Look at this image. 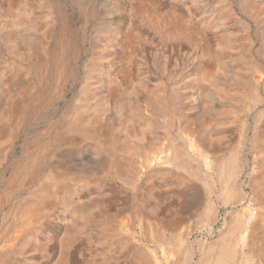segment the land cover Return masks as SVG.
Returning a JSON list of instances; mask_svg holds the SVG:
<instances>
[{"label": "rangeland", "instance_id": "obj_1", "mask_svg": "<svg viewBox=\"0 0 264 264\" xmlns=\"http://www.w3.org/2000/svg\"><path fill=\"white\" fill-rule=\"evenodd\" d=\"M241 5L242 0H0V22L13 19L19 10H27L41 17L44 29L53 27L52 52L49 55L63 56L68 70L67 75L59 79L55 70L58 64L52 63L45 74L35 76L33 81L39 95L28 107V120L23 123L16 138L8 134L0 137V264H130L131 260L138 264H213L202 249H197L192 259L181 261V254L173 241L178 240L180 233L184 237L190 232L192 241L200 239L210 243L218 240L237 217L242 226L235 236L236 248L241 253L237 264H264V173L260 183H256V189L249 185L251 178L261 171L259 164L264 159V148L258 145L251 148L256 113L264 110L263 88L259 95L262 101L250 111L234 110L226 116L217 114L210 117L205 111L207 103L202 98L199 105L176 108L173 126L160 118L163 126L156 129L158 138L155 146L147 145L150 140L147 136L140 153L131 155L140 160L147 151L158 149L164 156L171 153L175 145H186L196 158L201 156L199 153L202 151L200 171L188 172L161 162L166 170L159 175V188L163 190L176 186L171 184L172 176L184 173L198 196L195 209L176 225L169 220L180 201L178 196L166 194L145 198L130 181L119 177L108 176L92 181L81 176L70 180L68 187L41 214L35 209L38 208V197L43 194L40 189L44 185L31 184L19 192L16 186L10 185L16 157L25 151L27 138L35 131H43L49 120L65 114L71 102H83L79 95L83 65L100 50L99 34L110 40L117 38L116 47L111 49L112 53L105 62H108L112 77H116L123 90L139 86L140 81L151 84L152 88L157 82H162L164 94H167L171 87L183 86L190 78L197 66V63H192L194 58L206 59L217 53L218 40L224 35L225 25L214 29L208 25L218 9L219 13L215 15L220 22H226V30L242 39L243 47L234 53L235 56L226 54V60L238 59L240 72L246 74L253 66L248 58L251 55L258 65L250 68L264 84V55L258 52L262 36L257 27L258 21L261 25L264 21L260 20L261 17L256 21L245 12L264 3L247 4L245 11ZM3 32H0V59L12 63L17 60L15 48L6 50V43L1 37ZM59 34L65 42L63 46L55 39V35L59 37ZM14 38L17 39L11 35L8 39ZM21 39H18L17 45L26 44L20 42ZM1 61L0 69L6 70V64ZM24 63L27 65V60ZM182 88L180 91H183ZM60 90L61 94L58 93ZM49 94L54 98L53 105L44 110V116H34L37 107ZM215 103L219 108L232 109L226 106L224 100H216ZM215 117L217 119L213 122L218 123L224 134L204 132L214 139L222 137L219 144L223 148L220 150L206 147L197 139L200 129L206 126L203 120ZM239 144L241 146L236 153ZM262 145L264 147V139ZM214 150L225 153L220 167L214 165V155L217 154ZM157 163L155 161V165ZM236 163L243 167L241 180L244 188L238 189L240 196L227 200L231 178L227 171L222 175L221 169L231 170L232 164ZM260 165L264 168V160ZM206 181L218 185L212 196L213 203L207 198ZM80 196L83 198L79 201L90 203V212L95 215L94 224L90 227L93 229L88 230L92 232V238L88 236L89 232H76L74 241L66 244L64 238L68 220H62L66 214L65 204L69 198ZM209 204L216 210L213 222L203 219L207 216L204 210ZM259 212L262 216L258 219L256 213ZM255 220L262 222L259 229L253 232L250 225ZM103 221L109 225L106 235L127 237L128 244L122 247L117 242L109 251H103V245L96 241L102 232L97 233V225ZM22 229H32L33 237L25 240L20 253H8L7 247L12 243L13 236ZM137 253H140V259H136Z\"/></svg>", "mask_w": 264, "mask_h": 264}, {"label": "bare ground", "instance_id": "obj_2", "mask_svg": "<svg viewBox=\"0 0 264 264\" xmlns=\"http://www.w3.org/2000/svg\"><path fill=\"white\" fill-rule=\"evenodd\" d=\"M254 2L264 3V0H242L241 8L245 11L247 4ZM252 8L245 12L254 17L256 21L259 17H261V21H264V5ZM215 11L208 26L214 29L219 25H225L224 35L220 36L221 39L218 40L217 53H213L206 59L199 56L194 58L192 63H197V66L190 74V78L183 83V86L171 87L167 94H164L162 82H157L152 88L151 84L140 81L139 86L123 90L116 77H112L107 66L108 62H105V59H108L112 53L111 49L116 47L117 38L110 40L101 34L98 35L100 50L96 51L97 55L83 65L84 76L81 80L82 88L79 91L83 102L81 104L71 102L65 114L54 120H49L43 131H35L27 138L25 151L16 157L10 185L16 186L17 192L31 184L44 185L43 189H40L43 194L38 197V208L35 209L38 214L50 208L51 203L55 201V198H58L57 195H60L68 185L67 182L77 180L81 176L92 181H98V178L108 176L128 180L145 198H158V196L166 194L178 196L180 201L172 210L173 217L169 220L173 225L178 224L195 209L198 196L184 173L172 176L171 184L176 186L169 189L159 188L161 186L158 181L159 175L166 170L161 162L173 164L188 172L200 171L202 151L199 153L201 156L196 158L186 145H175L172 152L164 156L158 149L147 151L140 160L134 159L131 155L140 153L147 142V136L150 138L147 145L155 146L158 138L156 129L163 126L160 118L173 126L176 108L199 105L202 98L205 104L207 103L205 111L209 113L210 117L217 114L226 116L234 110L250 111L262 101V97L259 95L262 88L264 89V84L254 76L253 69L250 68L258 63L251 55H248L253 66H250L244 74L239 70L238 59L236 61L226 60V54L235 56L234 53L243 47L242 39L226 30V22H220L218 15H215L219 13V10ZM0 25V32L9 29V31H4L1 37L6 43V50L15 48L14 53L17 58L16 61L10 63L7 59L1 61L0 57V61L7 67L6 70L0 69V137L8 134L16 138L21 126L28 120L27 112L30 103L39 95L33 81L34 77L45 74L52 63L58 64L55 70L59 79L65 77L68 70L66 59L63 56H58L55 53L49 55L52 52L53 27L48 26L44 29L41 17L31 14L27 10H19L13 19L4 20L0 22ZM257 27L258 33L262 36L258 52L260 55H264V25L258 21ZM11 35L16 36L17 39H8L11 38ZM18 39L26 44L17 45ZM55 39L62 46L64 45L65 42L60 34L59 37L55 35ZM25 60H27V65L24 63ZM181 88L183 91H180ZM58 93L61 94L62 90ZM216 100H224L226 106L232 107V109L219 108L215 103ZM53 101L52 94L44 97L33 115L44 116V110L53 105ZM214 119L217 118L203 120L206 126L203 127L204 129H200L201 132L197 139L206 147L220 150L223 148L219 144L222 137L218 136L214 139L211 136H206L204 132L212 134L214 132L221 136L223 129L218 126V123L213 122ZM255 120L256 126L251 148H256L257 145L259 148H264L262 145L264 110L256 113ZM240 146L239 144L236 153ZM214 151L217 153L214 155V165L220 167L225 153ZM263 160L261 159L260 162L262 163ZM155 161L158 162L157 165H155ZM260 164L261 171L249 181V185L254 189L257 187L256 183L257 185L260 183L264 173V168ZM231 167V170L224 167L221 169L222 175H225L227 171L231 178L227 200L240 196L238 189L243 187L241 180L243 167L239 163L232 164ZM85 183L87 184V181ZM217 187L218 185L215 183L206 181V194L211 203H213L212 196ZM82 198L81 196L71 197L65 204L66 214L62 220H68L64 238L66 244L74 241L76 232H89L88 236L92 238V232L88 230L93 229L90 227L94 224L95 215L90 212V203L79 201ZM204 211L207 213V216L203 218L204 221L213 222L216 210L209 204ZM256 214L258 219L262 216L260 212ZM103 222L101 225H97V233H99L98 231L102 232L96 239L99 245H103V251H109L112 246L118 244L117 242L122 247L128 244L127 237L116 238L106 235L105 231L109 225L106 221ZM261 222L255 220L250 225L251 230L257 231ZM241 227L240 219L237 217L228 229L220 234L218 240L210 243L201 242L200 239L192 241L191 233L188 232L184 237L180 233L178 240H174L173 243L181 254V261L192 259L197 249H202L213 260V264H226L227 262L237 264L241 253L236 248L235 236ZM209 232L211 231L209 230ZM33 234L32 229L18 231L13 236L12 243L8 245L7 252L20 253L25 240L28 237H33ZM135 257L140 259V253H137ZM130 264L138 263L131 260Z\"/></svg>", "mask_w": 264, "mask_h": 264}]
</instances>
